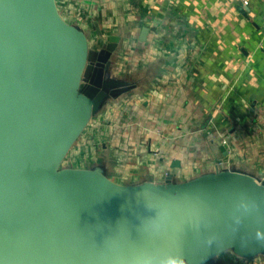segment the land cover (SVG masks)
<instances>
[{
    "label": "water",
    "instance_id": "95a60500",
    "mask_svg": "<svg viewBox=\"0 0 264 264\" xmlns=\"http://www.w3.org/2000/svg\"><path fill=\"white\" fill-rule=\"evenodd\" d=\"M59 1L0 0V264H214L229 250L264 254V179L251 172L217 167L126 184L101 165L66 163L126 83L111 74L115 44L91 48ZM211 145L218 155L221 143Z\"/></svg>",
    "mask_w": 264,
    "mask_h": 264
},
{
    "label": "crops",
    "instance_id": "0c3cea01",
    "mask_svg": "<svg viewBox=\"0 0 264 264\" xmlns=\"http://www.w3.org/2000/svg\"><path fill=\"white\" fill-rule=\"evenodd\" d=\"M58 4L91 48L115 44L111 74L126 83L92 118L68 164L101 165L126 184L184 181L217 167L264 179V0ZM214 264H264V254L229 250Z\"/></svg>",
    "mask_w": 264,
    "mask_h": 264
},
{
    "label": "built area",
    "instance_id": "2783aa9c",
    "mask_svg": "<svg viewBox=\"0 0 264 264\" xmlns=\"http://www.w3.org/2000/svg\"><path fill=\"white\" fill-rule=\"evenodd\" d=\"M263 31H264V25H263Z\"/></svg>",
    "mask_w": 264,
    "mask_h": 264
},
{
    "label": "rangeland",
    "instance_id": "374dc122",
    "mask_svg": "<svg viewBox=\"0 0 264 264\" xmlns=\"http://www.w3.org/2000/svg\"><path fill=\"white\" fill-rule=\"evenodd\" d=\"M66 163H67V161H66Z\"/></svg>",
    "mask_w": 264,
    "mask_h": 264
}]
</instances>
